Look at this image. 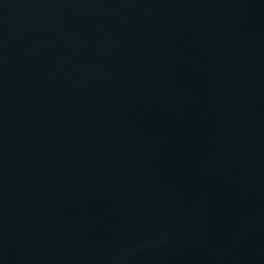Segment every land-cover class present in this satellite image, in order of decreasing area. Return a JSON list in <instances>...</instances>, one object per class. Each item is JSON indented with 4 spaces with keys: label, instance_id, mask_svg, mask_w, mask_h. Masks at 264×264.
I'll list each match as a JSON object with an SVG mask.
<instances>
[{
    "label": "water",
    "instance_id": "water-1",
    "mask_svg": "<svg viewBox=\"0 0 264 264\" xmlns=\"http://www.w3.org/2000/svg\"><path fill=\"white\" fill-rule=\"evenodd\" d=\"M0 264H264V0H0Z\"/></svg>",
    "mask_w": 264,
    "mask_h": 264
}]
</instances>
